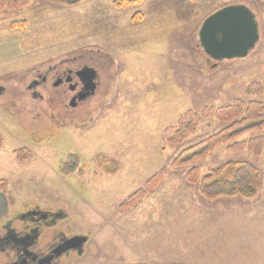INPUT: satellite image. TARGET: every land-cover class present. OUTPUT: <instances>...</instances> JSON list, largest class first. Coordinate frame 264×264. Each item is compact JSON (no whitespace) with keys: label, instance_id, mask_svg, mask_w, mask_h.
<instances>
[{"label":"rangeland","instance_id":"obj_1","mask_svg":"<svg viewBox=\"0 0 264 264\" xmlns=\"http://www.w3.org/2000/svg\"><path fill=\"white\" fill-rule=\"evenodd\" d=\"M240 2L255 11L261 38L248 56L215 61L200 44L201 24ZM23 20L26 27L11 26ZM80 54L107 63L95 96L66 109L47 89L33 96L38 74ZM252 82L264 87V0H33L1 9L0 180L8 189L0 190V226L40 204L68 210V223L91 233L97 264H264V147L256 155L221 144L198 161L202 176L232 161L261 172L257 197L208 199L186 182L189 167L170 164L227 124L203 119L181 144L164 138L188 110L264 102V93H246ZM256 135L264 128L238 140ZM20 148L31 158L18 160ZM163 168L161 183L122 208Z\"/></svg>","mask_w":264,"mask_h":264},{"label":"flooded vegetation","instance_id":"obj_2","mask_svg":"<svg viewBox=\"0 0 264 264\" xmlns=\"http://www.w3.org/2000/svg\"><path fill=\"white\" fill-rule=\"evenodd\" d=\"M106 64L100 55L69 56L32 80V94L45 98L38 89L41 87L47 89L51 101L57 100L63 108H78L101 88V67L106 71ZM71 217L66 209L25 205L21 213L0 226V264L99 263L91 233L76 230L67 221Z\"/></svg>","mask_w":264,"mask_h":264},{"label":"trees","instance_id":"obj_3","mask_svg":"<svg viewBox=\"0 0 264 264\" xmlns=\"http://www.w3.org/2000/svg\"><path fill=\"white\" fill-rule=\"evenodd\" d=\"M33 0H0V10L21 9L27 7ZM58 3H65L68 0H51ZM131 3V2H129ZM12 27H26V21H15ZM248 95H261L264 87L259 82H252L246 91ZM216 118L227 124L223 129L206 136L196 144L184 148L173 158L170 166L173 168L189 169L185 173V180L189 184H199V192L208 199L223 196H241L246 199H253L260 194L262 188L260 169L248 161H232L224 165L211 168L209 173L202 176L200 168L196 165L198 161L206 156L218 145L228 144L229 150H249L256 155L262 153L264 147V135H256L247 140H238L243 134L252 130L264 128V102L252 100L245 102L242 99L234 100L230 105L222 107H205L200 113L188 110L178 120L176 126L166 129L164 138L168 144L178 145L183 143L187 136L194 133L203 119ZM20 161L31 158V152L27 148H20L14 151ZM71 155L69 158H72ZM101 157V156H100ZM106 158V157H104ZM111 165L118 166L115 160ZM115 170V169H114ZM113 170V171H114ZM168 175L167 168L155 173L144 185L131 195L122 208L127 209L135 205L150 190L154 189ZM8 189V182L0 180V190ZM264 197V190L262 191Z\"/></svg>","mask_w":264,"mask_h":264},{"label":"water","instance_id":"obj_4","mask_svg":"<svg viewBox=\"0 0 264 264\" xmlns=\"http://www.w3.org/2000/svg\"><path fill=\"white\" fill-rule=\"evenodd\" d=\"M260 38L257 15L244 3H232L209 14L199 30L204 52L218 62L248 56Z\"/></svg>","mask_w":264,"mask_h":264},{"label":"crops","instance_id":"obj_5","mask_svg":"<svg viewBox=\"0 0 264 264\" xmlns=\"http://www.w3.org/2000/svg\"><path fill=\"white\" fill-rule=\"evenodd\" d=\"M261 203H263V202H261ZM262 205H264V204H262Z\"/></svg>","mask_w":264,"mask_h":264}]
</instances>
